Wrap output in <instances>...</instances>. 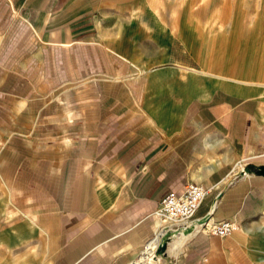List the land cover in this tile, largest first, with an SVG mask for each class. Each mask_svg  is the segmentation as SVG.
<instances>
[{
    "label": "crops",
    "instance_id": "0c3cea01",
    "mask_svg": "<svg viewBox=\"0 0 264 264\" xmlns=\"http://www.w3.org/2000/svg\"><path fill=\"white\" fill-rule=\"evenodd\" d=\"M217 1L0 0L24 32L0 59V264H264V174L243 169L264 164V0ZM48 44L86 45L87 66L46 80ZM188 180L207 187L191 230L171 220L142 260Z\"/></svg>",
    "mask_w": 264,
    "mask_h": 264
},
{
    "label": "rangeland",
    "instance_id": "374dc122",
    "mask_svg": "<svg viewBox=\"0 0 264 264\" xmlns=\"http://www.w3.org/2000/svg\"><path fill=\"white\" fill-rule=\"evenodd\" d=\"M243 1L249 2L250 0H243ZM205 2H208L210 4H215L218 1L217 0H205ZM4 13L6 15L7 11ZM212 13L215 14L214 11H212ZM8 25H9L8 20L3 19L0 21V29L2 31H4L3 36H8V37L10 36V39L7 37L8 38L7 42L4 44V47H6L5 51L0 53V59L4 58L6 61H11V59H13L15 56H19L20 54H23V52H21V51H22V48L24 45L23 43L19 44V42H17L16 44L13 43L11 41L12 40L11 35L23 34L24 32L22 31L21 27H19L20 29L19 28L18 29L13 28L11 30ZM48 45L49 46H48L47 58L41 59V61H42L41 65L46 66L47 71H48V74L45 76L46 80H49L50 82L55 83L56 81L60 82V81L72 78L74 76H72V74L70 72H71V68H73V66L78 67L80 69L87 66L89 60L87 58V46L86 45L81 44L80 47H78V49L75 53L76 54L75 58H73V52H72L71 45H64L63 47H61V46L57 47V45H55V44H48ZM14 46L16 49H14ZM18 48H20L21 50L15 51ZM60 55L63 57L62 59L59 58ZM21 57H23V56H21ZM21 60H23V59H21ZM61 60L63 61L62 66H63L64 74L62 76H60V75L57 76L55 73L56 72L55 69H56L57 65H58V67H60ZM15 77H17L16 81H20L24 76L19 75V76H15ZM256 217H257L256 219H259V221L262 222V226L264 227V203H263L261 209L257 212ZM235 230H237V228ZM235 230H233V231H235ZM233 231L231 233H233ZM168 241H169V237H168ZM259 250H261V249H259ZM164 251L162 253H164ZM158 254L159 253L157 250L155 253V257H154L155 259L158 258ZM252 254H253V251H249V255H252ZM261 256L264 259V249H263V251H261Z\"/></svg>",
    "mask_w": 264,
    "mask_h": 264
},
{
    "label": "built area",
    "instance_id": "2783aa9c",
    "mask_svg": "<svg viewBox=\"0 0 264 264\" xmlns=\"http://www.w3.org/2000/svg\"><path fill=\"white\" fill-rule=\"evenodd\" d=\"M206 190L207 187L202 182L188 180L184 189L180 192L173 189L167 190L160 197L150 214L160 220L188 219L198 206ZM206 219L201 221L204 229L219 235H227L239 227L238 220L234 217H224L216 221H206Z\"/></svg>",
    "mask_w": 264,
    "mask_h": 264
},
{
    "label": "bare ground",
    "instance_id": "6f19581e",
    "mask_svg": "<svg viewBox=\"0 0 264 264\" xmlns=\"http://www.w3.org/2000/svg\"><path fill=\"white\" fill-rule=\"evenodd\" d=\"M155 219H156L157 223L160 224L161 227L163 226L164 228L162 227V229L161 228L159 229L160 231L157 233L156 237L154 239H152L149 242L148 246L145 248L144 252L142 253V257L140 256V258L142 260H144V261H152L151 258H153L155 256L157 248H159L163 244L167 243L168 237H169L168 234H170V233H167V232L171 231V235H172V232L175 231L174 229H171V230L169 229L168 230V228L166 226L167 223H171L170 220H165V219L160 220V219H157V218H155ZM181 221H183V222L181 223V225L179 226V229H177V231L175 233L180 232V231H184L185 233L189 232L191 230V227H190L191 220L182 219V220H178V221H175V222H181ZM161 235H162V237H161ZM159 239H160V241H159ZM180 240L181 239L179 238L178 240L172 242L171 243L172 244L171 245V249H173L174 247L178 246V243L180 242Z\"/></svg>",
    "mask_w": 264,
    "mask_h": 264
},
{
    "label": "water",
    "instance_id": "95a60500",
    "mask_svg": "<svg viewBox=\"0 0 264 264\" xmlns=\"http://www.w3.org/2000/svg\"><path fill=\"white\" fill-rule=\"evenodd\" d=\"M243 169L245 171H255V172H259V173H262L264 174V164L262 163H252V162H248L246 163L244 166H243ZM207 218V216H202L200 218H198V221H203ZM158 250V253L161 254L164 250L163 249H160V248H157Z\"/></svg>",
    "mask_w": 264,
    "mask_h": 264
}]
</instances>
